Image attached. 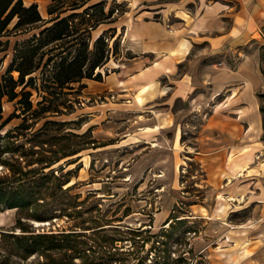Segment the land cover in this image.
<instances>
[{
	"label": "rangeland",
	"instance_id": "rangeland-1",
	"mask_svg": "<svg viewBox=\"0 0 264 264\" xmlns=\"http://www.w3.org/2000/svg\"><path fill=\"white\" fill-rule=\"evenodd\" d=\"M24 2L26 6L35 3ZM163 2H36L44 19L49 18L48 8L53 4L60 8L58 13L63 18L90 8L93 22H104L92 31L91 50L103 36L112 55L110 62L96 71L101 74L100 81L85 80L83 84L87 88L83 90L78 84L73 85V91L59 90L51 97L52 104H44L46 108H57L59 113L29 114L25 126L17 129L24 122L22 110L16 104L18 100L4 101L3 116L5 119L13 116V120L0 133L3 138L7 131H14L0 142V150L4 152L0 179L13 183L14 167L23 166L25 172L37 170L41 174L43 167L53 163L44 170L46 174H53L48 184L54 188L62 185L67 193L56 191L60 202L67 205L72 200L76 207L67 211L58 208L56 212L42 210V214L57 218L30 223L37 233H78L73 240L85 252L76 257L73 251L67 256L51 252L48 257L34 256L22 264H83L85 260L95 259L96 264H264V205L248 201L245 196H235L242 184L238 173L231 172L227 147H222L226 145V137L217 134L216 107L194 103L192 108L189 103L177 101L172 105L176 127H166L162 132L159 129L139 132L138 128L155 116L138 117L139 113L130 112L136 108L133 97L117 93L123 89V83L117 84V89L103 90L109 81L115 82L116 77H121L116 74V68H126L122 65L137 56L132 34L138 12L151 10L153 4ZM185 7L191 9V5ZM146 16L164 23L163 16L148 14L141 18L146 20ZM182 16L191 23L189 17ZM80 20L78 17L74 25L78 26ZM171 23H179L177 16L172 15L165 22ZM13 26L14 22L9 29ZM32 34L3 38L9 43L2 55L5 58L0 79L10 68L17 45ZM184 67L183 64L181 72L185 71ZM261 70L264 76V47ZM12 75L18 78V73ZM41 76L42 70L32 76L37 78L39 86ZM28 91L33 93L34 108L41 109L38 102L43 97L36 90L29 88ZM263 91L258 93L261 109L264 108ZM179 133L180 140L175 143L174 135L177 138ZM73 152L77 154L71 156ZM7 211H11L8 216H12V221L0 228V244L2 235L13 233L17 222V210L0 213ZM4 247L5 244L0 246L1 264L10 257ZM13 261L20 262L18 258Z\"/></svg>",
	"mask_w": 264,
	"mask_h": 264
},
{
	"label": "crops",
	"instance_id": "crops-1",
	"mask_svg": "<svg viewBox=\"0 0 264 264\" xmlns=\"http://www.w3.org/2000/svg\"><path fill=\"white\" fill-rule=\"evenodd\" d=\"M164 1L138 12L132 34L137 56L122 65L126 68H116L121 77L103 90L123 83L117 93L133 97L136 108L130 112L155 116L139 132L176 127L172 105L177 101L192 108L194 103L214 105L217 134L225 135L222 147H227L231 172L238 173L242 184L235 196L264 205V115L258 95L264 90V0ZM148 14L163 16L164 23L141 18ZM172 15L179 23L165 24ZM177 139L174 135L175 143ZM8 215L0 213V228L12 221Z\"/></svg>",
	"mask_w": 264,
	"mask_h": 264
},
{
	"label": "trees",
	"instance_id": "trees-1",
	"mask_svg": "<svg viewBox=\"0 0 264 264\" xmlns=\"http://www.w3.org/2000/svg\"><path fill=\"white\" fill-rule=\"evenodd\" d=\"M33 1L35 3L26 6L24 0H0V72L5 58L2 55L7 51L9 43L4 42L3 38L13 34L33 33L23 44L17 45L10 68L0 79V131L13 120V116L7 119L3 116L5 100L9 102L18 100L16 104L22 110L24 122L17 129L22 128L28 121L29 114L41 116L47 113H59L57 108L51 106L46 108L44 104L46 102L52 104L54 99L51 97H55L59 90L73 91L74 84L80 85V89L83 90L87 88V85L83 84L85 80L100 81L101 74H97L96 71L111 60L112 52L107 38L100 37L91 50L92 31L104 22L94 23L90 8L83 13H74L63 18L61 13H58L60 8L53 4L48 8L49 18L44 19L36 3L38 0ZM78 17L81 20L77 26L74 22ZM13 22L14 26L10 30L9 27ZM66 45L67 48L64 47ZM69 49L70 51L65 54ZM40 70L42 76L39 86L37 78L32 76ZM13 73H18L17 79L12 75ZM29 88L36 90L43 97V100L38 102L41 109L34 108L33 93L28 91ZM261 110L264 113V108ZM13 131H7L3 138L10 137ZM3 138L0 133V142ZM1 147L0 144V149ZM3 154L4 152L0 150V163ZM76 154L77 152H73L70 155ZM51 165L43 167L41 174L37 170L25 172L23 166L14 167L11 174L13 183L0 179V212L17 210V222L14 230L11 231L13 233L2 235L0 246L5 244L4 248L10 256L3 262L5 264L26 263L34 256L48 257L51 252H60L67 256L73 251L75 257L85 253L81 245L73 240L78 233H37L30 223L32 220L46 222L57 218L42 214V210L56 212L58 208L67 211L76 207L72 200H69L67 205L60 202L56 191L67 193L63 191L62 185L54 188L48 184L53 174H46L44 170ZM31 174L35 176L26 178ZM18 230H20L19 234ZM13 258H18L20 262L13 261ZM83 264H96V259L85 260Z\"/></svg>",
	"mask_w": 264,
	"mask_h": 264
},
{
	"label": "bare ground",
	"instance_id": "bare-ground-1",
	"mask_svg": "<svg viewBox=\"0 0 264 264\" xmlns=\"http://www.w3.org/2000/svg\"><path fill=\"white\" fill-rule=\"evenodd\" d=\"M139 102H143V99L142 98H139ZM148 130V132L149 131H151L150 129H147ZM180 133H179V136H178V141L180 140ZM8 212H11V211H7V213L6 214H8ZM38 224V223H37Z\"/></svg>",
	"mask_w": 264,
	"mask_h": 264
}]
</instances>
